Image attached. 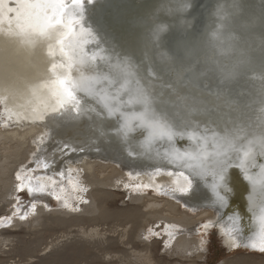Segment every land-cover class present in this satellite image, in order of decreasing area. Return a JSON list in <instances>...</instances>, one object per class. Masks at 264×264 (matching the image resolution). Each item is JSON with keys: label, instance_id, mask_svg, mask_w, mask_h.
Masks as SVG:
<instances>
[{"label": "bare ground", "instance_id": "bare-ground-1", "mask_svg": "<svg viewBox=\"0 0 264 264\" xmlns=\"http://www.w3.org/2000/svg\"><path fill=\"white\" fill-rule=\"evenodd\" d=\"M200 2L209 5L207 11L195 7V0H85L83 7L82 23L95 38L83 45L84 50L107 59L83 66V75L113 79L115 85L111 87L107 82L97 86L107 88L110 94L124 85L119 104L114 101L113 107H120L128 116L147 112V118L175 133L171 141L165 137L146 143L149 129L136 120L132 130L125 132L120 112L110 116L97 97L83 92L76 93L78 111L71 106L53 111L55 98L44 87L30 101L10 102L0 97V205L16 202V175L22 170H32L33 184L38 182L46 188L44 193L31 195L39 217L29 219L24 226L28 235L41 238L48 228L78 219L69 215L73 190L87 198L81 212L90 220L113 215L106 203L115 195V187H122L128 191L131 204L114 212L132 225L118 229L119 237L110 236L115 243L135 242L133 230L155 216L164 219L160 230L156 227L153 231L164 239L165 249L178 254L185 250L200 258L202 246L196 235L200 219L207 217L203 226L212 224L230 250L246 248L264 253L259 250V217L264 209V0ZM5 3L15 6L13 0ZM11 27L15 28L14 22ZM8 28L5 19L0 30ZM181 29L186 30L184 35ZM58 39L57 32L47 49L51 79L46 82L55 75H79L75 64L53 72V63L66 62ZM50 48L53 55H49ZM139 94L147 97L146 106L127 104ZM5 108L14 113L11 119ZM229 144L239 151L231 152L234 164L228 171L230 191L225 207L213 196L210 174L196 177L187 194L172 191L178 178L168 173L191 172L182 166L183 161L170 162L173 149L195 154L202 147L211 154L217 146L223 151ZM249 147L252 159L245 161V166L255 177V184L236 166V157L243 158ZM38 162L48 167H39ZM70 170L72 184L68 183ZM49 177L57 181L55 194L64 197L60 203L68 204V208L41 201L52 196L48 194L52 191ZM145 184L149 187L133 191V186ZM149 188L155 194H148ZM157 193L167 198L159 199ZM182 205L184 209H180ZM228 229H233L235 247ZM81 234L93 238L100 232L91 227ZM136 237L142 239L143 234L139 232ZM252 242L258 247L252 248ZM48 249L47 245L44 250Z\"/></svg>", "mask_w": 264, "mask_h": 264}, {"label": "snow or ice", "instance_id": "snow-or-ice-1", "mask_svg": "<svg viewBox=\"0 0 264 264\" xmlns=\"http://www.w3.org/2000/svg\"><path fill=\"white\" fill-rule=\"evenodd\" d=\"M91 3L92 0H87ZM15 6H8L5 0H0V23H3L7 19L9 28L13 22L15 23V30L21 33H39L44 35L49 29H57L59 33V39L57 44L59 45V52L66 58L65 63H53L51 68L53 72L57 69H71L73 65H77V72L79 73L77 78H73L71 75L60 74L55 75V78L49 82L41 85V87L49 88L52 97L55 98L56 108L64 109L65 107L71 106L73 111H78V105L80 100L77 98L76 93L83 92L88 96L97 97L99 102L107 109L108 114L114 115L120 112V115L124 119L122 129L125 132L132 130V121H139L140 126L149 129V136L146 143H151L156 139L167 138L169 141L173 139L175 133L172 132L167 125L159 122H153L147 118V112L140 114H132L131 116L125 115L121 112L120 107H113L115 101L119 104L120 91L123 90L124 85L120 89H117L114 93L110 94L107 88L100 87L107 82L111 87L115 81L110 79L106 75L96 74L93 76L86 77L83 75L82 68L85 65H92L97 60L106 62L107 59L100 53H92L89 55L85 52L83 45L90 42H94L90 30L86 29L82 23L83 7L85 0H13ZM11 14V15H9ZM71 53V54H70ZM54 50L50 48L49 55H53ZM139 103L147 105V97L143 94L137 95L134 99H129L127 104ZM5 112L8 114L9 119L12 118L14 113L11 109L5 108ZM15 115H19L18 113ZM194 138V137H190ZM251 143V142H249ZM232 151H239L234 148L231 144L228 145L223 151L220 150V146H217V150L211 154L207 153L202 147L195 153L180 152L178 149H173L171 153L170 162L183 161V167H187L191 170L189 175H185L183 171L169 172V176H175L178 179L174 181L175 187L172 191L180 194H187L193 187L194 179L196 177L204 178L211 176L210 188L215 197V200L221 207L227 205V194L230 191L228 188V171L234 164V159L231 155ZM166 155H168L166 153ZM239 163L236 164L243 172L245 179L250 180L255 184V177L248 174V168L245 166V161H251L252 159V148L249 147L243 152V158L236 157ZM39 167L47 168L48 165L43 162H38ZM160 170L157 169V172ZM58 175L63 178V173ZM261 175L264 176V167H262ZM18 181L16 185V204L13 205L15 211L11 216L0 217V227H7L12 224V220L16 215H19L21 220L26 218L27 213L20 215V203L21 193H27L31 196L33 193H44L46 191L45 185L32 181V170L20 171L16 175ZM52 185V191L49 195H52L56 200H60L61 197L55 194L57 181L49 177ZM182 181V182H181ZM69 184H72L71 170L69 171ZM128 185H126L127 187ZM148 188L149 185H135L133 191H138L140 188ZM63 191V188L61 187ZM65 207H68L65 204ZM35 208V204L32 205ZM232 219V217H229ZM239 218H236L238 225ZM260 233H259V250L264 251V209H261V215L259 217ZM205 228L212 227V224L204 225ZM151 231V230H149ZM233 229L227 230V235L230 238L232 246H237L236 239L233 236ZM155 235V233H153ZM147 238V237H146ZM252 248H257L256 242H252L250 245Z\"/></svg>", "mask_w": 264, "mask_h": 264}, {"label": "rangeland", "instance_id": "rangeland-1", "mask_svg": "<svg viewBox=\"0 0 264 264\" xmlns=\"http://www.w3.org/2000/svg\"><path fill=\"white\" fill-rule=\"evenodd\" d=\"M171 103L175 104V101ZM176 109L174 107L173 110ZM109 161L115 163L112 160ZM115 188L117 190L114 191L115 195L106 203L107 208L113 215L105 219L90 220V218H87L89 217L87 213L81 212L84 206L83 201H86L87 198L83 196L84 194L81 196L80 194L76 195L78 191L73 190L72 193L70 192L73 194L71 196L72 202L67 208L71 209L69 215L77 216L78 219H72L73 221L71 220L66 224L50 227L43 232L44 235L42 234L41 238L37 239L34 235H28V231L24 228L29 224V219L33 221L39 217L35 213L36 208H32L35 202L32 196H29L26 192L21 193L20 215H23L24 212L28 215L23 220L19 218V215H16L10 226L0 227V264H220L222 262H225V264H257L264 261V253L259 251L251 252L246 248L230 250L225 244L223 236L218 233L215 227L205 228L203 226L207 223V217L200 219L202 223L198 226L199 234L196 235L199 237L202 246L200 258L194 253H187L185 250L182 254H178L176 251H170L171 249H165L164 239L153 231L156 227L161 228L163 226L164 219L155 216L148 218L141 226H137L138 229L136 227V230H133L134 234L132 236H134V240L136 239L135 242L128 244L115 243L109 239L110 236L113 234L119 237L116 232L118 229L126 226L131 228L132 225L125 217L123 218L119 214L116 215L114 212L125 209L131 204L128 191L122 187H119L120 189ZM149 189L148 194H155L154 190ZM164 197L167 198L165 195H160L158 198L165 199ZM63 199L64 197L58 201L53 196H48L41 199V201H47L51 206L59 208L62 204L64 205L62 207H65L66 203H60ZM14 204L16 202L7 203V206L0 205V217L11 216L15 211ZM184 208L183 205L180 207V209ZM193 212L189 211L191 215H195ZM79 217H82V219H79ZM34 222V224L38 223L37 221ZM91 227L92 229L98 228L101 235L98 234L93 238L83 237L81 231H89ZM164 228L166 227L164 226L162 229ZM139 232L143 234L142 239L136 237ZM30 240H33V242ZM47 245L49 249L46 251L44 248ZM132 251L135 253H132ZM46 258L49 259L46 260Z\"/></svg>", "mask_w": 264, "mask_h": 264}, {"label": "clouds", "instance_id": "clouds-1", "mask_svg": "<svg viewBox=\"0 0 264 264\" xmlns=\"http://www.w3.org/2000/svg\"><path fill=\"white\" fill-rule=\"evenodd\" d=\"M57 32L0 30V97L24 102L41 94V84L51 79L47 49Z\"/></svg>", "mask_w": 264, "mask_h": 264}, {"label": "water", "instance_id": "water-1", "mask_svg": "<svg viewBox=\"0 0 264 264\" xmlns=\"http://www.w3.org/2000/svg\"><path fill=\"white\" fill-rule=\"evenodd\" d=\"M195 5H196L195 7L198 6L200 8L201 12L207 11V9L209 8V5L207 6V4L205 2H200L199 3V0H195ZM199 13L200 12H198L197 14H199ZM187 16H189V14ZM185 31L186 30H182L181 35H184L185 34ZM113 85H115V84H113Z\"/></svg>", "mask_w": 264, "mask_h": 264}]
</instances>
